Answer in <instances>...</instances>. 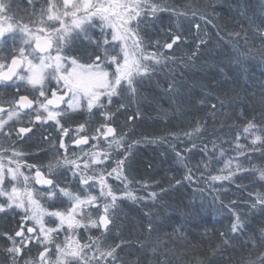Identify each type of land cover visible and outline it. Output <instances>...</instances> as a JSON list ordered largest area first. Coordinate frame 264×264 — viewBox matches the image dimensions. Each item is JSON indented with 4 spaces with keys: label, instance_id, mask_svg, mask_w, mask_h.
I'll return each mask as SVG.
<instances>
[{
    "label": "snow or ice",
    "instance_id": "snow-or-ice-1",
    "mask_svg": "<svg viewBox=\"0 0 264 264\" xmlns=\"http://www.w3.org/2000/svg\"><path fill=\"white\" fill-rule=\"evenodd\" d=\"M251 61L264 0H0V264H264Z\"/></svg>",
    "mask_w": 264,
    "mask_h": 264
},
{
    "label": "trees",
    "instance_id": "trees-1",
    "mask_svg": "<svg viewBox=\"0 0 264 264\" xmlns=\"http://www.w3.org/2000/svg\"><path fill=\"white\" fill-rule=\"evenodd\" d=\"M249 68H250V74L254 80L259 82L261 79H264V67L260 66L257 61H251ZM220 166L222 165H217V167H220ZM160 170H161L160 172L161 175H164L165 172H168L169 175L175 172L174 167L170 168V162L161 164ZM182 191L185 197V202H188L189 200L192 199V189L191 188H185ZM209 203H210V198H209ZM195 208H196V211L200 213L198 220L202 224H204L207 228L209 229L213 227L219 228L222 226L223 221H221L220 223H217V220L214 219V216L216 214L213 212L211 208H207V206H205V210L201 211L199 195H197L195 198Z\"/></svg>",
    "mask_w": 264,
    "mask_h": 264
}]
</instances>
